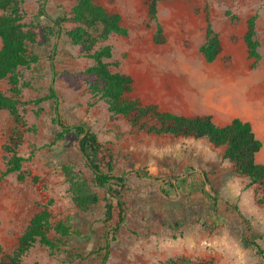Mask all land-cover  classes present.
I'll list each match as a JSON object with an SVG mask.
<instances>
[{"label": "rangeland", "instance_id": "1", "mask_svg": "<svg viewBox=\"0 0 264 264\" xmlns=\"http://www.w3.org/2000/svg\"><path fill=\"white\" fill-rule=\"evenodd\" d=\"M75 1L47 0L48 14L68 15ZM96 3L118 14L127 32L97 43L93 51L106 44L111 47L109 69L132 79L128 99L185 117L231 102L252 117L257 131H264V0H168L158 4L155 21L149 18L146 0ZM37 7L36 0L21 6L23 22L36 34L31 52L38 57L29 69L17 71L20 85L24 84L16 98L22 123L16 124L7 111L0 112L2 252L12 251L32 216L45 209L52 224L65 222L72 235L60 253L52 254L35 244L22 264H163L172 258L264 264L241 240L246 220L249 233L264 249V207L257 204L259 192L246 187V178L233 174L231 164L222 158L223 148H213L205 139L138 132L120 116L110 114L90 90L93 79L83 73L91 60L64 36L44 41L39 26L48 23L36 19ZM206 14L222 46L212 63H206L200 53ZM252 16L256 17L259 44L257 62L247 58L242 40L245 22ZM157 26L161 29L159 43L154 42ZM50 87L57 104L43 101L37 113L32 102L45 98ZM9 89L8 81L0 80V91L11 97ZM53 119L66 125L85 123L111 150L114 174L125 178L124 222L116 234L110 235L103 223L102 203L80 212L70 202L61 165L74 155L77 140L67 137L55 142ZM32 126L35 131L28 132ZM14 129L23 132L18 154L31 155L22 165V180L15 173L5 175L3 148ZM134 170L153 179L137 178ZM204 178L207 185H203ZM198 186L210 198L196 192ZM172 222L180 225L175 232L167 226ZM105 243L108 250L103 261L100 248ZM65 251L79 255L78 259L71 260Z\"/></svg>", "mask_w": 264, "mask_h": 264}, {"label": "trees", "instance_id": "2", "mask_svg": "<svg viewBox=\"0 0 264 264\" xmlns=\"http://www.w3.org/2000/svg\"><path fill=\"white\" fill-rule=\"evenodd\" d=\"M26 1L0 0V80L8 81L12 94L9 97L0 91V112L7 111L16 124L22 123L17 106L19 100L16 98L24 87V84L19 83L17 71L29 69L38 62V57L31 52V47L36 42V34L23 22L21 6ZM163 1L168 0H146L150 20H156L157 6ZM36 2L38 5L36 19L48 23L46 26H39L42 39L49 41L64 36L72 46L82 48L85 57L92 62L83 72L93 79L90 90L103 100L110 114L120 116L138 132L182 139H205L213 148H223L222 158L231 164L233 174L246 178V187L257 189L259 192L257 204L264 207V165L254 162V156L260 150L261 142L255 138L249 123L235 118L228 125L218 127L208 115L185 117L161 111L156 105L142 104L137 99H128L126 96L131 91L132 79L109 69L111 47L106 44L93 51L97 43L106 42L113 35H126V30L121 26L120 16L108 12L97 4L96 0H76L68 15L52 17L47 11V0H36ZM226 16L232 23L237 20L229 12H226ZM255 20V16L246 20L242 40L247 58L257 62L260 54L259 44L255 39ZM66 24L70 27H66ZM160 33L161 29L157 26L154 42L161 41ZM221 51V42L206 14L205 41L200 53L206 63H212ZM46 100L52 101L53 105L57 104L56 93L51 87L45 98L32 102L37 107V113L42 111L39 105ZM53 122L56 125L55 142L67 137H74L77 140L74 155L61 165V174L67 186L70 202L80 212H87L102 203L103 223L110 235L116 234L124 222L125 203L122 190L125 187V178L114 174L111 150L98 140L96 133L85 123L66 125L58 119H53ZM27 131L33 133L35 127L32 126ZM22 137L23 132L14 129L3 148L7 157L5 175L15 173L19 180L23 179L22 165L31 158V155L24 157L17 152ZM133 174L140 179H153L148 173L139 170H134ZM207 184V179L204 178L203 185ZM202 187H196L195 191L210 198L209 193ZM169 188H175V185H170ZM99 192L102 193L101 196ZM235 210L237 211V208ZM238 215L242 217L239 212ZM50 219L47 210L36 212L18 238L15 248L8 253H3L0 248V264H22L24 256L35 244L41 245L52 254L62 252L72 233L65 222L52 224ZM243 221L245 222V232L241 239L243 245L264 260V249L249 233L247 221ZM167 226L173 232L180 227L176 222ZM50 232H53L52 237L49 236ZM100 250L104 252L102 258L104 261L108 244L105 243ZM64 254L71 260L79 257L66 251ZM163 264L211 263L172 258Z\"/></svg>", "mask_w": 264, "mask_h": 264}, {"label": "crops", "instance_id": "3", "mask_svg": "<svg viewBox=\"0 0 264 264\" xmlns=\"http://www.w3.org/2000/svg\"><path fill=\"white\" fill-rule=\"evenodd\" d=\"M211 109V111H207L196 116H211L212 122L218 127H224L228 125L235 118L251 125L255 138L261 142V148L255 154L254 162L258 165H264V131L256 130L253 125L254 122L252 117L246 112L241 111L237 104L231 102L218 103L212 106Z\"/></svg>", "mask_w": 264, "mask_h": 264}]
</instances>
